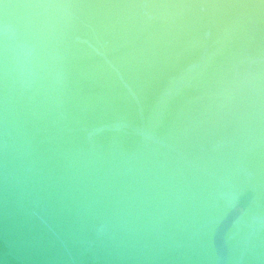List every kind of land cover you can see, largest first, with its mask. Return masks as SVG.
Returning <instances> with one entry per match:
<instances>
[{
  "label": "water",
  "instance_id": "obj_1",
  "mask_svg": "<svg viewBox=\"0 0 264 264\" xmlns=\"http://www.w3.org/2000/svg\"><path fill=\"white\" fill-rule=\"evenodd\" d=\"M0 264H264V0H0Z\"/></svg>",
  "mask_w": 264,
  "mask_h": 264
}]
</instances>
